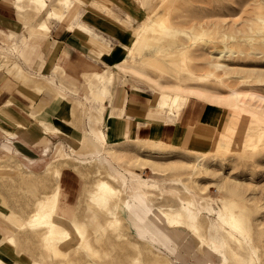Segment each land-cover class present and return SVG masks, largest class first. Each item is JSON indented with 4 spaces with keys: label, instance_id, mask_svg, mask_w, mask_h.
<instances>
[{
    "label": "rangeland",
    "instance_id": "obj_1",
    "mask_svg": "<svg viewBox=\"0 0 264 264\" xmlns=\"http://www.w3.org/2000/svg\"><path fill=\"white\" fill-rule=\"evenodd\" d=\"M118 2L138 14L131 61L126 62L145 75L119 64L114 70L86 61L80 71L58 65L56 76L34 77L29 68L39 64L29 49L21 56L19 40L0 43V76L54 88L49 94L69 99L76 110L75 126L83 133L80 141H62L57 130L47 129L55 139L42 140L37 155L21 154L7 133L0 145V212L15 214L24 225L0 218V264H264V0ZM84 3L76 2L66 13L68 27L76 16L81 19L78 4ZM52 4L65 11L58 0ZM148 15L164 21L165 30L144 34ZM136 38L142 40L134 45ZM96 69L114 72L111 85L139 76L157 100L161 90L221 106L226 111L223 143L210 152L138 141L104 144L94 137L93 143L101 146L97 152L92 143H81L96 129L103 131L99 87L92 89ZM6 89L12 91L11 86ZM233 91L239 94L238 104L232 103ZM187 103L169 107L171 118ZM101 180L119 190V195L108 194L104 206L93 197ZM57 189L54 220L72 237H56L51 251L43 245L46 229H33L28 221L37 203ZM225 198L248 230L243 237L235 232L241 244L230 241L226 247L224 238L233 231L219 217ZM144 199L152 214L182 210L187 218L173 226L154 222ZM190 208L197 214L198 232L188 225ZM76 226L86 231L89 246L83 247Z\"/></svg>",
    "mask_w": 264,
    "mask_h": 264
},
{
    "label": "crops",
    "instance_id": "obj_2",
    "mask_svg": "<svg viewBox=\"0 0 264 264\" xmlns=\"http://www.w3.org/2000/svg\"><path fill=\"white\" fill-rule=\"evenodd\" d=\"M33 1L0 0V43L19 40L21 56L28 48L31 59L36 58L39 64L29 68L34 77H54L58 65L77 67L80 71L86 61L114 70L119 64L134 74H146L145 70L126 62L131 61L129 49L133 30L139 25L138 14L134 10L127 9L118 0H58L65 11L59 5L55 7L53 0H46L40 10ZM83 1V5L78 4L81 19L76 16L68 27L70 20L65 19L66 13H70L76 2ZM141 38L134 39V45ZM79 71L78 75L82 74ZM91 74L97 81L92 89L99 87L98 110L104 121L103 131L96 129L89 136L92 140L96 137L94 141L104 144H108L107 140L112 144L126 141L160 143L192 152H210L223 143L226 111L221 106L189 100V104L171 118L169 109H161L158 105L161 90L157 100L150 85L139 76L132 75L124 83L111 85L115 78L113 71L96 69ZM7 86H11L12 91H7ZM54 90L47 84L39 86L36 81L23 84L0 76V145L5 143L8 133L11 135L8 140L21 154L37 155L36 150L42 140L52 142L55 139L54 133L47 129L57 130L56 134H61L62 141H80L83 138L81 129L75 126L73 104L64 96L49 94ZM142 205L148 214H152L147 199L142 200ZM0 218L20 226L23 224L13 213L0 212ZM166 223L172 226L167 220ZM196 224L200 230L199 223ZM2 261L0 258V263Z\"/></svg>",
    "mask_w": 264,
    "mask_h": 264
},
{
    "label": "bare ground",
    "instance_id": "obj_3",
    "mask_svg": "<svg viewBox=\"0 0 264 264\" xmlns=\"http://www.w3.org/2000/svg\"><path fill=\"white\" fill-rule=\"evenodd\" d=\"M139 1H141L142 5L145 6L146 4L152 3L155 0H139ZM45 4H46V0H34L33 1V5L36 6L39 10L42 9L45 6ZM156 9H158V8H156ZM151 17L152 16L148 15V23L145 27V31L159 32V31L165 30V24L166 23L164 21H156V20L152 21ZM166 29H168V28H166ZM183 68H184V66H183ZM99 77H102V75L100 74ZM196 78L199 79V81H202L201 79H203L204 77L203 76H196ZM232 95L234 96L232 103H234V104L240 103V100L238 99V96H239L238 92L233 91ZM189 98H190L189 95L184 94V93H179V92L162 93L161 97L158 101V105L161 109H165V108L169 109V107L172 109L176 106H179V105L181 106V104H183V103L189 102ZM171 109H169V110H171ZM88 142L93 144L92 146L95 149V151L98 152L100 150L101 146L99 144L93 143V140L90 137H88V138L85 137L81 141V143H88ZM138 182L140 184H146L147 183L146 180H143L141 178H138ZM58 191L59 190L57 189L53 193V195L47 196L46 198L40 200L38 202V209L34 212L32 217L28 221V225L33 227V229H38V228H42V227H44L46 229L45 232L43 233V242H44L43 245H45L46 247H49V249H50V247L54 246L55 243L53 244V240L56 237L63 238V240H68L72 237V233L68 229H65L61 223L56 222L54 220V214H56ZM109 193H116L117 195H119V190L117 188L113 187L108 180H101L98 183L95 192L93 193V197L96 198V203L99 202L100 206H102V205L104 206V205H107V202H108L107 196ZM138 193L140 195H142L141 192H138ZM231 205H233L232 201H229L228 198H225L223 200V209H221L219 212L220 220H222V221H224V223L228 224L229 227L232 229L231 231H233V232L229 233L228 237L224 238V243L226 244L225 247L230 245V241L239 242L241 240V239L239 240L237 233H235V232H238L241 235V237H243L245 234L248 233L247 228L243 227L241 220L238 218V216L233 211V209H231ZM189 211H190L189 215L192 219V222L188 225L191 226L195 230V232H198L199 229H198L196 221H195L197 216L195 215L194 211L191 208L189 209ZM152 218H153L154 222H158V221L161 222L162 220H165V221L167 220V222L173 226L175 224H180L182 220H185L187 218V216H186L185 212H178L177 211L175 213H170V214L168 212L154 213L152 215ZM116 221H117V219H116ZM23 225H24V223L21 225V227H23ZM186 225H187V223H186ZM75 229H76L77 234L80 236L81 242L84 244L83 247H85V245L89 246L90 243L88 241V235H87L86 231L83 228H81L80 226H76ZM200 239L203 240L202 237H200ZM245 242H247V240ZM49 249L47 248L46 250H49ZM88 251H90V248ZM91 251H93V249ZM91 251H90V253H92ZM96 255H98V253ZM200 264H212V263L208 260L207 262H200ZM224 264H226V263H224ZM243 264H245V262H243Z\"/></svg>",
    "mask_w": 264,
    "mask_h": 264
}]
</instances>
